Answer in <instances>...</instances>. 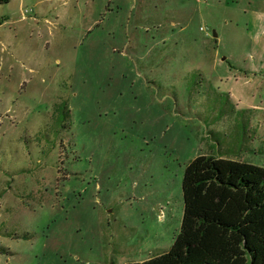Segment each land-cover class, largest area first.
Listing matches in <instances>:
<instances>
[{
  "label": "rangeland",
  "instance_id": "rangeland-1",
  "mask_svg": "<svg viewBox=\"0 0 264 264\" xmlns=\"http://www.w3.org/2000/svg\"><path fill=\"white\" fill-rule=\"evenodd\" d=\"M201 155L264 167V0L0 3V264L168 252Z\"/></svg>",
  "mask_w": 264,
  "mask_h": 264
},
{
  "label": "trees",
  "instance_id": "trees-1",
  "mask_svg": "<svg viewBox=\"0 0 264 264\" xmlns=\"http://www.w3.org/2000/svg\"><path fill=\"white\" fill-rule=\"evenodd\" d=\"M183 196L172 248L128 264H264V167L198 156L185 170Z\"/></svg>",
  "mask_w": 264,
  "mask_h": 264
},
{
  "label": "water",
  "instance_id": "water-1",
  "mask_svg": "<svg viewBox=\"0 0 264 264\" xmlns=\"http://www.w3.org/2000/svg\"><path fill=\"white\" fill-rule=\"evenodd\" d=\"M214 36H215V37L217 36V35H216V33H215V35H214Z\"/></svg>",
  "mask_w": 264,
  "mask_h": 264
}]
</instances>
